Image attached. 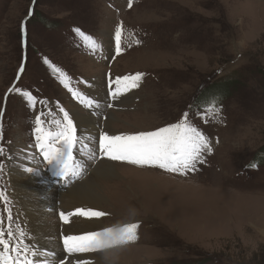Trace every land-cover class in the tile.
I'll list each match as a JSON object with an SVG mask.
<instances>
[{"label":"rangeland","instance_id":"1","mask_svg":"<svg viewBox=\"0 0 264 264\" xmlns=\"http://www.w3.org/2000/svg\"><path fill=\"white\" fill-rule=\"evenodd\" d=\"M128 5L129 0H0V112L6 91L15 84L19 89L3 111L8 128L0 163L6 165L11 153L14 162L7 174L1 173L0 186L15 206L10 172L31 178L35 175L26 169L39 170L34 159L21 153L22 148L30 151L26 139L35 135L37 115L42 113L43 123L55 131L50 122L62 118L61 108L72 116L89 113L73 92L92 99L93 87L106 92L112 85L115 91L130 84H118V77L141 73L138 87L121 89L128 96L114 100L107 95L95 109L99 130L84 134L75 150L80 157L73 155L84 170L56 186L64 189L55 190V208L108 212L113 218L95 221L102 228L141 222L145 240L106 250L120 248L117 252H98L111 264H264V0H132ZM225 80L235 88L211 87ZM24 88L31 89L33 100L23 106L19 94ZM213 89L221 94L203 98L204 90ZM185 112L212 147L198 170L187 175L116 163L97 152L98 161L85 146L98 149L95 141L102 132L155 131L179 122ZM101 161L117 167V180L93 175ZM135 175L155 179L152 188L164 184L165 195L141 190ZM86 179L105 196L102 208L77 205L76 199L69 206L61 198ZM4 204L0 200L1 209ZM81 218L73 217L72 223L91 228L87 224L95 218Z\"/></svg>","mask_w":264,"mask_h":264},{"label":"snow or ice","instance_id":"2","mask_svg":"<svg viewBox=\"0 0 264 264\" xmlns=\"http://www.w3.org/2000/svg\"><path fill=\"white\" fill-rule=\"evenodd\" d=\"M129 7L132 6V0H129ZM86 39H91L86 37ZM115 52H121V27H117L114 33ZM139 43V41H136ZM102 48V45L100 46ZM93 50H95V41H93ZM23 68H21V72ZM143 74L136 73L132 76L118 77L117 83L121 80L128 81L123 85L125 91L138 87ZM19 91V89H17ZM124 93L117 88L112 92L113 99H117ZM27 95V94H26ZM73 96L81 99L85 103L82 94L73 92ZM29 101L33 100L28 96ZM86 107L89 109L99 108V104L88 98ZM108 107H112L111 104ZM62 118L51 121L55 125V131L49 130L42 132L40 125L44 122L41 115L36 116V147L43 156L47 165L55 170V175L59 177L71 178L79 174L80 165L76 164L73 157V149L79 143L80 137L77 135V124L74 116L63 108L60 109ZM205 122L207 118L199 111L196 113ZM92 153V158H96L97 152L113 161H124L133 165L158 167L164 171L187 175L189 172L198 170L197 165L204 163L205 153L212 151L209 138L191 122L188 112L183 114L181 120L177 123L167 125L155 131L142 132L133 135H109L102 132L98 139V149H92L86 144ZM0 156H4V149L0 147ZM7 158V157H6ZM3 170V164H0V171ZM26 171L33 172L31 168ZM0 200L5 203V210L8 213L9 226L7 232L3 227V217L0 216V264H35V260L28 258L30 245L25 243L21 247L22 240H15L14 233L11 230V221L13 219L12 209L8 207V198L4 190H0ZM107 215L102 211L92 209L77 208L71 212L61 211L60 218L65 224H71L73 217L99 218ZM139 222L125 224L121 228H106L103 232L86 231L77 235H65L63 237L64 247L68 253L86 252L97 250L105 246H116L128 243L136 239V230ZM107 235L112 242L104 244L103 235ZM21 237L24 233H20ZM7 237V238H6ZM32 256L38 259V253L32 249ZM43 264H47L44 261Z\"/></svg>","mask_w":264,"mask_h":264},{"label":"bare ground","instance_id":"3","mask_svg":"<svg viewBox=\"0 0 264 264\" xmlns=\"http://www.w3.org/2000/svg\"><path fill=\"white\" fill-rule=\"evenodd\" d=\"M90 85V82H89ZM121 87V86H120ZM95 87H93L94 91ZM120 89V88H119ZM123 91L125 90L124 87L121 88ZM120 89L121 92H123ZM91 91L93 98L92 100L97 102L99 105L102 103V100H104L108 93L99 91L95 89V92ZM127 92V91H126ZM125 92V94L120 95L122 96H128V94ZM134 95L133 93H129ZM86 103V99H84ZM118 101H121L119 99ZM92 109H97V108H92ZM75 122L77 124V130L78 132L80 131V138L86 134H97L99 130V120H97L96 113L94 111H90L87 113L86 116H83L81 112H72ZM109 121V119H108ZM83 133V134H82ZM83 138V137H82ZM84 141H89L88 139H83ZM83 142L80 140L79 143ZM84 143V142H83ZM82 144V143H81ZM75 162H77V158L74 157ZM99 161V160H98ZM108 162V161H107ZM107 162H100L96 165L95 170L92 172L93 175L97 177L99 176H106L111 177L110 179L113 180L119 177L116 173L117 167L113 166L111 163ZM14 165V164H13ZM12 165V166H13ZM15 170V169H14ZM11 171L9 179L11 181V178L13 179V185L11 182V187L12 189L14 188V194L13 198L15 201V206H14V212L17 215V212H20L21 214L17 215V221L20 224V232L24 233V236L26 237L27 244L30 245V252L32 253V249H34L38 253V259H30V260H35V264H43L44 261H47V264H56L57 262H60V264H73V263H78V264H108L109 262L104 256H101L96 250H91L88 251L90 254H95L94 256H79L78 258H73V259H68L66 262L62 263V260L65 259V254L61 252V249L58 245L59 239H57V233H58V222L56 220V208L54 206V201L56 199V192H61L64 188L59 190L56 187H53L50 185L43 175L39 173L38 171H33L32 174L35 175V177L29 178L25 172L22 174L16 176L12 173ZM132 172V171H131ZM113 176V177H112ZM137 179L135 181L139 182L141 190H146L148 191L149 194L151 192H156L157 194L159 193L161 195H165V190L164 187L161 183L158 184L159 187L157 188H152L150 184H153L155 179H149L147 177L141 176V175H135ZM100 177V178H101ZM154 177V176H153ZM99 178V177H98ZM130 181L131 177L129 176ZM134 179V178H132ZM120 180V178H119ZM118 180V181H119ZM129 180V179H128ZM91 179H86L84 183L79 185L78 187H71L70 191L66 196L61 195V198L63 199L65 197V203L67 205H71L70 200L71 199H76L79 201L77 205H82L83 204H88L90 207L91 206H98V207H103L100 205L103 204L105 200V196H103L102 191L95 192L91 189L90 184H91ZM132 182V181H131ZM134 183V182H133ZM164 183V182H163ZM166 183V182H165ZM130 184V183H129ZM96 185V183H95ZM94 185V186H95ZM138 186V185H137ZM93 187V185H92ZM127 187V188H126ZM126 191L131 190V194L137 196V192L134 194V190L131 186L126 185ZM151 187V188H150ZM94 188V187H93ZM67 192V191H66ZM139 199V195L136 197V200ZM64 200V199H63ZM13 204V203H12ZM64 204V203H63ZM61 205V204H60ZM18 207V210L15 207ZM94 207V208H95ZM149 208V207H148ZM68 209V208H67ZM75 209V208H74ZM152 209V207H151ZM66 211V210H65ZM80 218V217H79ZM89 219V218H88ZM92 219V218H91ZM22 220V222H21ZM79 220V219H78ZM83 220V218H81ZM93 220V219H92ZM77 221V220H76ZM79 222V221H78ZM92 222V221H91ZM94 223H88L91 228H88L86 224L84 223H78V224H67V226L64 229V236L65 235H77L82 232L86 231H99L101 232L100 225L99 227L97 226L99 224H96L95 221ZM23 223V224H22ZM76 223V222H75ZM96 224V225H95ZM76 233V234H73ZM109 240V238H107ZM138 249H124V251L128 252H136ZM113 251H120L119 249L115 250H110V251H104V253L108 254ZM44 252V253H43ZM46 256V257H43ZM90 258V259H89ZM68 262V263H67ZM116 264V263H113Z\"/></svg>","mask_w":264,"mask_h":264},{"label":"trees","instance_id":"4","mask_svg":"<svg viewBox=\"0 0 264 264\" xmlns=\"http://www.w3.org/2000/svg\"><path fill=\"white\" fill-rule=\"evenodd\" d=\"M224 85V84H227V88L228 89H230V88H235V85H234V83H231L230 84V81H228V80H225V81H223L222 83H218V84H213L211 87H216V86H219V85ZM227 89V90H228ZM207 91H209V90H207ZM207 91H203L201 94H202V96H203V98L204 97H206L205 99H210V98H212V97H216L218 94H221V92H219V90L218 89H213L211 92H207ZM207 92V93H206Z\"/></svg>","mask_w":264,"mask_h":264}]
</instances>
